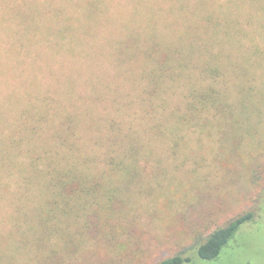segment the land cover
I'll use <instances>...</instances> for the list:
<instances>
[{"label": "rangeland", "instance_id": "374dc122", "mask_svg": "<svg viewBox=\"0 0 264 264\" xmlns=\"http://www.w3.org/2000/svg\"><path fill=\"white\" fill-rule=\"evenodd\" d=\"M113 1L116 9L107 16L116 12V22L104 17L96 30H87L88 57L72 61L62 52L51 58L49 44L36 45L46 69L38 73L31 92L48 97L47 108L57 120L73 113L87 119L88 126L80 123L87 143L82 156L107 154L90 142L99 134L95 127L100 120L126 119L147 129L141 138L144 149L132 166L133 179L117 186L116 214L93 215L79 225L67 221L63 230L28 227L30 218L17 222L9 207L0 205V264H160L179 255L184 264H264V9L253 23L242 19L241 49L227 48L242 65L238 76L224 71L228 105L200 114L188 106L182 89L169 90L163 101L151 97L154 111L140 105L146 84L140 75L152 64L129 51L135 43H152L144 34L150 25L158 26V41L167 38L164 14L155 12L159 0L122 1L121 6ZM23 79L30 77L24 73ZM0 107L3 117L7 102ZM15 174L11 177L17 179ZM249 213L253 220L240 228L217 261L199 260L198 246Z\"/></svg>", "mask_w": 264, "mask_h": 264}, {"label": "trees", "instance_id": "16d2710c", "mask_svg": "<svg viewBox=\"0 0 264 264\" xmlns=\"http://www.w3.org/2000/svg\"><path fill=\"white\" fill-rule=\"evenodd\" d=\"M122 1L147 3V0H116L119 6ZM193 1L159 0L155 12L164 14L161 22L167 38L158 41L159 28L150 25L146 28L150 31L144 34H149L152 43H135L137 46L129 51L136 53L143 63L152 64L149 72L140 75V80L146 82L140 105L149 110L154 111L155 99L163 101L169 90L179 89L194 113L228 105V95L223 89L227 83L224 71L231 69L237 74L242 65L231 59L227 48L231 45L241 49L242 19L253 23L264 9V0H197L200 2L197 5ZM113 3V0H0V13L3 10L0 105L7 102L5 114L0 116V205L5 210L9 207L17 222L30 218L28 227L56 231L65 229L67 221L79 225L93 215L98 219L104 214L112 216L117 213L113 202L120 198L117 186L133 179L132 166L144 149L141 138L147 129H140L141 125L137 127L126 119H106L103 123L100 120L95 127L99 134L91 137L90 142L107 154L82 156L80 152L87 143L80 123L88 126L87 119L73 113L57 120L47 108L48 97L31 92L38 73H45L46 69L40 64L43 53L34 50L36 45L49 44L48 52L54 55L51 58L62 52L72 61L88 57L84 54L86 38L91 37L87 30L93 27L96 30L104 17L116 22L112 18L116 12L107 16L112 8L116 9ZM4 39L8 41L7 47ZM157 53L162 55L160 60L155 58ZM225 62L229 63L227 68ZM24 73L32 81L23 79ZM24 85L29 86L20 93ZM116 151L120 155L113 157L111 154ZM93 163L109 165L111 169L94 168ZM15 172L17 179L11 177ZM253 217L252 213L240 216L214 231L197 247L199 260L217 261L240 228ZM184 263L179 255L160 264Z\"/></svg>", "mask_w": 264, "mask_h": 264}]
</instances>
